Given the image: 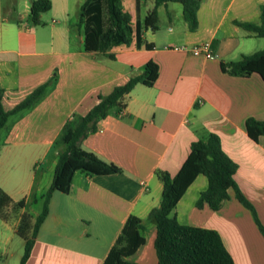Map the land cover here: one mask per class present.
<instances>
[{
    "label": "crops",
    "instance_id": "0c3cea01",
    "mask_svg": "<svg viewBox=\"0 0 264 264\" xmlns=\"http://www.w3.org/2000/svg\"><path fill=\"white\" fill-rule=\"evenodd\" d=\"M31 1L0 0L4 109L50 82L31 108L8 118L0 135V192L9 198L2 208L7 217L0 218L5 255L0 264L20 262L63 148L54 143L63 124L75 114H85L98 94L107 95L141 73L148 60L158 65L153 85H134L122 97L121 110L112 107L79 141L82 149L120 172L88 175L77 170L69 192L54 190L24 264H103L131 216L139 218L144 242L127 260L157 264L152 211L163 187L157 171L175 174L191 142L209 133L219 137L223 151L237 164L234 179L256 219L231 188L217 210L206 203L196 207L207 186L201 174L172 215L181 224L216 230L234 264H264V134L253 140L245 129L249 117L264 120V80L257 73L233 76L220 68L221 62L264 49V37L235 23H258L264 0H201L194 31L187 29L181 4L162 3L156 8L158 28H142L139 46L132 36L128 43L110 47L106 52L111 57L83 48V28L77 26L83 0H50L38 24L30 21ZM119 4L134 23L137 15L143 20L154 0H140L138 14L136 0ZM202 42L209 43L213 57L169 48ZM19 201L22 207H17ZM24 215L28 226L22 236L18 227Z\"/></svg>",
    "mask_w": 264,
    "mask_h": 264
},
{
    "label": "trees",
    "instance_id": "16d2710c",
    "mask_svg": "<svg viewBox=\"0 0 264 264\" xmlns=\"http://www.w3.org/2000/svg\"><path fill=\"white\" fill-rule=\"evenodd\" d=\"M120 0H83L78 10L77 26L83 28V48L86 52L107 54V50L117 44L128 43L132 36L136 44L142 43L140 30L158 28L156 8L166 2H177L182 6V16L189 31L198 26L197 11L201 0H154L153 8L143 20L131 22L127 12L123 11ZM140 0H136L137 14ZM50 0H32L29 6V17L33 24H38L40 14L50 9ZM259 22L235 21L244 29L256 36L264 37V4L259 6ZM146 47L151 44L146 43ZM223 72L233 76L247 77L257 73L264 80V49L251 54H243L238 59L220 63ZM158 76V65L148 60L143 65L141 73L130 76L128 80L113 87L107 95H97L98 101L83 115L75 114L62 126L54 143L63 146L57 154L51 184L43 196L40 213L36 216L31 235L25 239L23 254L19 264L27 260L37 230L48 213V204L54 190L67 193L72 184L75 171L80 170L88 175H109L120 172V168L112 163L105 162L91 152L79 146V141L96 129V123L104 118L112 107L119 110L123 107L120 102L134 85L141 83L152 86ZM51 81V80H50ZM50 82L34 88L28 95L11 109H4L2 105L3 89L0 87V133L5 127L8 118L21 114L31 108L46 92ZM245 129L248 136L257 140L264 134V120L249 117L245 120ZM237 164L223 151L219 137L209 133L205 139H197L190 144V150L175 174L157 171L162 181L160 203L152 211L155 220L154 249L157 264H234L226 250L220 235L216 230L209 228L185 225L178 222L172 211L187 187L199 174L207 179V186L202 190L195 202L200 208L206 203L212 210H217L221 202L228 198V189L235 192L236 198L249 208L254 218L256 215L250 202L243 196L234 179ZM9 198L0 192V218L6 219L3 207ZM23 201L17 203L22 207ZM139 218L131 216L124 225L121 234L110 248L103 264H138L127 260L136 249L143 244L144 237L139 228ZM28 226V217L22 216L18 233L24 235ZM264 234V228L260 226Z\"/></svg>",
    "mask_w": 264,
    "mask_h": 264
},
{
    "label": "built area",
    "instance_id": "2783aa9c",
    "mask_svg": "<svg viewBox=\"0 0 264 264\" xmlns=\"http://www.w3.org/2000/svg\"><path fill=\"white\" fill-rule=\"evenodd\" d=\"M169 48L173 50H186L191 52L193 55H203L207 58L213 57L212 50L210 49L208 42H202L191 46L185 44L171 45Z\"/></svg>",
    "mask_w": 264,
    "mask_h": 264
},
{
    "label": "rangeland",
    "instance_id": "374dc122",
    "mask_svg": "<svg viewBox=\"0 0 264 264\" xmlns=\"http://www.w3.org/2000/svg\"><path fill=\"white\" fill-rule=\"evenodd\" d=\"M176 5L177 6H180V3H177L176 2ZM158 26H159V23H158ZM2 132V131H1ZM0 135H1V133H0ZM35 207V206H34ZM39 207H40V203L39 204H37V209H39ZM3 252V250L0 248V258H2V259H5V255L2 253ZM9 264H10V262H9Z\"/></svg>",
    "mask_w": 264,
    "mask_h": 264
}]
</instances>
